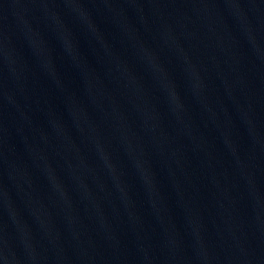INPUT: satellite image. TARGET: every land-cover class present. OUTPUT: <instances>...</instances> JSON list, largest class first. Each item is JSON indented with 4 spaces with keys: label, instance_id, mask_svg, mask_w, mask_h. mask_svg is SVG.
Instances as JSON below:
<instances>
[{
    "label": "water",
    "instance_id": "1",
    "mask_svg": "<svg viewBox=\"0 0 264 264\" xmlns=\"http://www.w3.org/2000/svg\"><path fill=\"white\" fill-rule=\"evenodd\" d=\"M0 264H264V0H0Z\"/></svg>",
    "mask_w": 264,
    "mask_h": 264
}]
</instances>
